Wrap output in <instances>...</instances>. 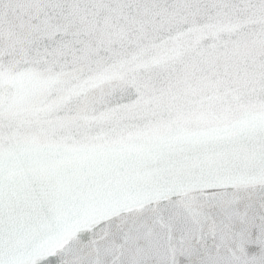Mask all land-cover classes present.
Returning a JSON list of instances; mask_svg holds the SVG:
<instances>
[{
	"label": "snow or ice",
	"instance_id": "obj_1",
	"mask_svg": "<svg viewBox=\"0 0 264 264\" xmlns=\"http://www.w3.org/2000/svg\"><path fill=\"white\" fill-rule=\"evenodd\" d=\"M0 264H264V0H0Z\"/></svg>",
	"mask_w": 264,
	"mask_h": 264
}]
</instances>
